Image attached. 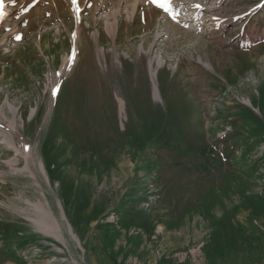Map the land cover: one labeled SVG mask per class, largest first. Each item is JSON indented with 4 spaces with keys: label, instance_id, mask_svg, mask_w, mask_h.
Here are the masks:
<instances>
[{
    "label": "rangeland",
    "instance_id": "obj_1",
    "mask_svg": "<svg viewBox=\"0 0 264 264\" xmlns=\"http://www.w3.org/2000/svg\"><path fill=\"white\" fill-rule=\"evenodd\" d=\"M0 264H264V0H0Z\"/></svg>",
    "mask_w": 264,
    "mask_h": 264
},
{
    "label": "bare ground",
    "instance_id": "obj_2",
    "mask_svg": "<svg viewBox=\"0 0 264 264\" xmlns=\"http://www.w3.org/2000/svg\"><path fill=\"white\" fill-rule=\"evenodd\" d=\"M158 68H159V66L155 65V68H153V66L150 65L149 74H151L152 79L154 78V75H156V70ZM153 95H154V97L156 96V90L154 91ZM69 142H71V140ZM29 215H31V217L28 218V220L33 225L35 230H37L43 234H46V235H53L56 232L57 227L55 228V225H54V224H56L55 221L53 220L52 216H48L47 214L44 213V211L42 210V207H40L38 205L33 206L32 209L30 210Z\"/></svg>",
    "mask_w": 264,
    "mask_h": 264
},
{
    "label": "snow or ice",
    "instance_id": "obj_3",
    "mask_svg": "<svg viewBox=\"0 0 264 264\" xmlns=\"http://www.w3.org/2000/svg\"><path fill=\"white\" fill-rule=\"evenodd\" d=\"M197 7H199V5H197Z\"/></svg>",
    "mask_w": 264,
    "mask_h": 264
}]
</instances>
